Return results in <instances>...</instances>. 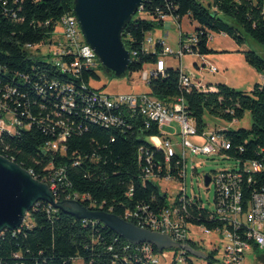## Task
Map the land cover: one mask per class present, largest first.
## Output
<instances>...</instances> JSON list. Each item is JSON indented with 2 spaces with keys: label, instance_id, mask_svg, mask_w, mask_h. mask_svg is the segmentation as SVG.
Returning a JSON list of instances; mask_svg holds the SVG:
<instances>
[{
  "label": "trees",
  "instance_id": "16d2710c",
  "mask_svg": "<svg viewBox=\"0 0 264 264\" xmlns=\"http://www.w3.org/2000/svg\"><path fill=\"white\" fill-rule=\"evenodd\" d=\"M73 8L74 0H0V121L7 114L16 120L14 133L0 132V155L41 181L51 180L62 171L61 181L55 179V197L60 201L75 194L87 196L81 201L86 208L124 219L127 212L140 213L142 207L159 213L169 207L168 195L147 178L148 171L158 174L159 166V174H167L163 152L149 142L150 138L165 137L158 124L127 108L117 112L123 120L120 127L107 128L93 121L88 111H99L100 106L92 99L103 92L92 86L93 81L101 80L100 73L116 76L107 73L100 62L97 68L82 66L78 73L64 71L53 60V54L37 56L31 52L53 44L58 23L65 14L74 13ZM139 12L152 16L160 26L165 21L162 16L178 25L185 17L197 22L194 34H181L180 45L195 37L197 44L192 45L190 54L200 57L215 53L208 48L212 33L224 34L239 46L254 42L264 48V0H213L208 7L199 0H144ZM156 21L140 18L137 13L127 23L123 41L131 52V61L125 76L141 74L158 62L161 46L157 45L155 52L145 49L146 37L157 26ZM243 54L246 62L264 75V57L252 49ZM73 61L75 56H62L61 62L66 65ZM180 76V68H167L165 76L147 83V94L166 106L183 98L199 136L206 135V114L234 122L250 112V129L216 132L230 145L219 155L240 164L239 169L231 171L242 174L243 205L247 209L253 195L264 191V170H245L249 162L264 167V85L257 84L251 92H244L221 83L215 86L216 91L202 92L195 87L184 88ZM67 87L70 90L64 89ZM63 135L65 151L45 150L48 143ZM182 170V159L176 155L171 175L180 181ZM217 198L215 191L214 200ZM188 211L190 223L196 226L234 231L219 221L214 207L205 206L199 197L188 204ZM28 216L31 224L0 234V264H147L136 246L96 221L79 220L42 201ZM126 221L137 225L136 221ZM190 244L205 252L207 264L217 261L218 250L207 253L200 242L190 240ZM152 249L159 255L156 246ZM172 264L178 263L174 259ZM186 264L194 262L187 258Z\"/></svg>",
  "mask_w": 264,
  "mask_h": 264
},
{
  "label": "built area",
  "instance_id": "2783aa9c",
  "mask_svg": "<svg viewBox=\"0 0 264 264\" xmlns=\"http://www.w3.org/2000/svg\"><path fill=\"white\" fill-rule=\"evenodd\" d=\"M167 18L168 17L162 16L163 20H166ZM58 29L61 32L63 41L59 44L57 53H53V60L58 65H61L64 71L78 73L82 66L88 68L98 67L99 59L91 47L86 43L79 22L74 13L65 14L58 23L57 30ZM213 37L214 36L211 35L210 39H213ZM196 44L197 39L192 37L184 46L180 45L178 53H174L164 41H154L152 38H146L145 49L147 51L155 52L157 45H160L162 48V54L160 55L158 62L150 70H144L141 73L142 79L146 83H149L152 78L165 76L167 69L165 58L170 55H175L179 61L181 70L180 83L184 88L190 89L195 87L202 92L216 91L217 89L215 87L205 85L200 81L195 82V80L184 71L182 66L183 58L186 53H192V45ZM66 55L75 56V61L70 65L62 63V56ZM207 68L212 74L218 72L217 67L213 65H207ZM64 89L70 90L68 87ZM67 100L68 103L72 105V97H69ZM92 102L98 104L100 110L95 112L89 110L88 114H91L93 121L100 123L107 128L120 127L123 124L121 115L117 113L122 108L138 112L141 116L157 123L161 133H163L165 137H154L152 138L154 141L150 143L163 152L165 161L164 169L167 174L162 177L159 174L160 171H162V167L159 166L157 168L159 173L155 174L154 172L148 171L147 178L158 183V185L161 181L179 182L181 184V189L175 199V201H177L176 203L174 201L168 208H165L159 213H154L148 207H142L140 213L127 212L125 214V220L129 219L136 221L137 225H135L140 228L168 235L175 244L186 247L175 248L176 252L174 259L178 264H186L187 258L193 260V262V257L205 259V252L200 249H194L190 244V240H192L190 237V227L194 224L189 221L191 216L188 211V204L195 200V196H189L186 190L187 155L188 152L195 156L219 155L222 151L230 149L228 141L223 135L214 132L203 136L205 138L203 144L193 143L191 139L199 135L195 123L189 119L185 111V102L183 98H178L172 105L166 106L147 93L110 96L105 92H102L95 95ZM13 120L14 122L12 123V126L15 129L16 120L14 118ZM2 122H5V120L0 121V123ZM174 123L177 124L178 129L173 126ZM166 127L172 130L175 129V136L178 137L177 143L172 139L174 136L165 133ZM2 130L8 129L0 126V132ZM65 140L66 135H63L58 141L48 143L45 150L63 152L65 151V146L63 144ZM176 155H179L183 162V170L181 172L182 180L180 181L174 178L170 172L172 158ZM147 161L150 163L151 159L148 158ZM245 170L256 173L263 171L264 167L257 162H249L246 164ZM28 172L33 178L37 179L31 171ZM61 175L62 171H60L59 175H56V177H59L58 179L55 177L51 180H37L48 185L50 191L55 197L58 189V183L56 180L60 182ZM241 182L242 174L239 172L223 171L212 174V183L215 186V191L218 193L217 201L216 199L214 200L215 215L219 221L224 222V224L229 225L231 228L233 227L234 231L231 232L226 229V227L223 229L218 228L216 230H209L205 226H197L201 229L203 234L211 235L212 233H216L221 239L228 241L224 248V258L221 264H240L244 259L245 251L252 247L250 241L258 248H264V191L261 193H255L248 204L247 209H244V196L241 190ZM87 199V196L80 197L75 194L67 200L81 202ZM56 201L60 200L56 199ZM131 245L136 246V252L143 255L147 264H160L159 255H156L153 252V245L146 243ZM188 249L200 254L202 257L193 254Z\"/></svg>",
  "mask_w": 264,
  "mask_h": 264
},
{
  "label": "rangeland",
  "instance_id": "374dc122",
  "mask_svg": "<svg viewBox=\"0 0 264 264\" xmlns=\"http://www.w3.org/2000/svg\"><path fill=\"white\" fill-rule=\"evenodd\" d=\"M204 6L208 7L209 3L213 0H199ZM138 16L143 19L154 20L152 16L145 13L138 12ZM156 27L151 33H148L146 38H152L154 41H164L165 44L178 53L180 50V36L181 32L185 35H192L198 28L197 22H193L188 17H185L181 22V27L172 18H168L160 26L156 21ZM214 38L208 42V48L215 53L204 56L209 62L217 67L219 70L216 74L208 71L207 67H203L202 59L196 54H187L184 56L182 66L185 73L189 74L195 82L202 81L206 85L208 81L215 82L214 80H222V83H227L230 87L239 91L251 92L257 84L264 85V80L260 76V80L256 74L260 73L252 68L245 60L244 52L252 49L260 56L264 57V48L258 44L251 42L249 45L239 46L233 39L224 35L212 33ZM187 40V39H186ZM62 35L60 30H57L53 38V44L43 45L33 48L31 52L37 56L49 55L57 53L59 44L62 43ZM167 68L177 69L180 68L179 61L175 55H170L165 58ZM197 64V66H196ZM208 64V63H206ZM101 80L93 81L92 86L96 89H101L106 94L113 96L119 94H142L149 91V85L142 79L140 73L127 75L123 77H111L105 73H100ZM263 75V74H261ZM264 76V75H263ZM14 122L13 116L7 114L5 122L0 123V126L7 128L9 131L14 132L12 123ZM207 128L206 134L214 133L222 130H239L250 129L252 127V117L250 112H246L243 118L239 121L225 122L219 118L212 117L208 114L205 116ZM177 128V124L174 123ZM165 133L170 136H175V129L165 128ZM178 138V137H177ZM195 144H203L205 138L197 136L191 139ZM152 138L149 142H153ZM239 162L230 159L225 155H192L188 152L187 155V176H186V190L189 196L201 198L205 206L214 207L215 186L213 183L207 188L204 185L203 177L206 174H215L223 171H231L239 169ZM162 191L168 195V203L171 204L175 201L180 189L179 182H159ZM31 220L27 215L24 224H31ZM190 237L194 242H200L201 246L208 253L215 249L218 250L216 254V262L214 264H221L224 256V248L227 240L221 239L216 233L206 235L201 232L197 226L191 225ZM264 232V230H263ZM176 249L174 247L167 248L163 253L159 254L160 264H172L174 260ZM195 264H207L203 258L193 257ZM76 264H82L77 261ZM240 264H264V248L254 250L253 247L245 251L244 259Z\"/></svg>",
  "mask_w": 264,
  "mask_h": 264
},
{
  "label": "water",
  "instance_id": "95a60500",
  "mask_svg": "<svg viewBox=\"0 0 264 264\" xmlns=\"http://www.w3.org/2000/svg\"><path fill=\"white\" fill-rule=\"evenodd\" d=\"M143 3L144 0H74L73 11L86 43L105 71L116 77H123L128 71L131 52L123 41V33L127 23L142 9ZM203 181L208 188L212 175H204ZM41 201L79 220L103 224L131 244H151L160 253L171 247L186 248L175 244L168 235L140 228L116 214L88 209L79 201H56L48 185L0 155V234L5 230L20 229L29 212Z\"/></svg>",
  "mask_w": 264,
  "mask_h": 264
},
{
  "label": "crops",
  "instance_id": "0c3cea01",
  "mask_svg": "<svg viewBox=\"0 0 264 264\" xmlns=\"http://www.w3.org/2000/svg\"><path fill=\"white\" fill-rule=\"evenodd\" d=\"M180 27H181V25H180ZM183 32H181V34H182ZM184 34V33H183ZM180 38H181V36H180ZM214 38V37H213ZM184 59V58H183ZM201 59H202V63H203V67H207V65H209V62H207L208 60H207V58H205V57H201ZM206 63H208V64H206ZM210 65H212L211 63H210ZM196 66H197V64H196ZM214 66V65H213ZM216 67V66H215ZM152 68V66H147L146 68H145V70H150ZM185 71V70H184ZM219 71V70H218ZM256 76H257V78L260 80V76H261V78L264 80V76L263 75H261V74H259V75H257L256 74ZM215 82H211V81H208L207 83H206V85H211L212 87H215L217 84H221L222 83V80H214ZM200 82H202V81H200ZM223 84V83H222ZM224 84H226V85H228L227 83H224ZM229 86V85H228ZM177 128H178V126H177ZM172 139L174 140V142L175 143H177V141H178V138L176 137H172Z\"/></svg>",
  "mask_w": 264,
  "mask_h": 264
}]
</instances>
